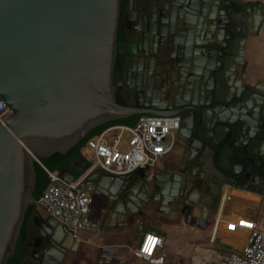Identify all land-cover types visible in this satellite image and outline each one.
Listing matches in <instances>:
<instances>
[{
	"label": "water",
	"instance_id": "95a60500",
	"mask_svg": "<svg viewBox=\"0 0 264 264\" xmlns=\"http://www.w3.org/2000/svg\"><path fill=\"white\" fill-rule=\"evenodd\" d=\"M121 4L122 0H0V98L11 110L4 125L0 124V264H8L15 254L23 230L29 237L34 234L36 222L43 242L65 253L76 252L71 238L79 239L56 218L38 208L26 217L36 202L35 163L41 165L56 153L66 155L109 122L135 115L173 117L159 111L157 102L163 99L147 93L143 88L148 86L138 81L153 70L152 64H165L164 59L174 53L191 58L184 70L178 68L182 78L176 84L211 88L215 102L220 100L227 109L225 116L215 113L216 126L210 136L201 129L194 131L201 146L187 162H198L213 183L222 178L223 184L252 190L264 185V106L257 113L253 104L237 95L241 109L236 112L216 97L219 88H240L238 78L229 72L235 64L244 63L247 38L264 32V4L187 0L182 17L170 7L177 4L175 0H127L125 9ZM119 29L126 32L122 48ZM119 54L121 69L116 67ZM245 88L260 87L246 84ZM119 89L122 93L133 89L134 95L122 94L126 103H120ZM86 166V159L79 155L59 175L72 183L81 178ZM149 170L111 175L97 169L81 180L80 188L98 196L96 186L116 188L127 181L123 196L161 197L165 203L180 205L179 195L159 188L153 178V183L149 181ZM181 174L184 182L197 184L190 174ZM190 201L183 203L189 206ZM186 209L187 221L205 229V213L192 215V207ZM122 229L119 226L115 232ZM114 240L103 236L98 251L119 264ZM25 256L22 264H27L30 249ZM47 262L46 258L39 261Z\"/></svg>",
	"mask_w": 264,
	"mask_h": 264
},
{
	"label": "crops",
	"instance_id": "0c3cea01",
	"mask_svg": "<svg viewBox=\"0 0 264 264\" xmlns=\"http://www.w3.org/2000/svg\"><path fill=\"white\" fill-rule=\"evenodd\" d=\"M245 1H259L264 4V0ZM244 66L245 72L241 77L242 82L251 86L260 85V88H264V32L259 36L247 38L244 45ZM121 98L123 99V97ZM184 154V148L179 147L173 154L148 172L151 183H153L151 180L153 178L159 188L167 187L169 193L179 195L180 205L165 203L161 197H156L157 201L152 206H144V203L134 194L129 195L131 198L123 196L127 181H121L116 188H111V185L107 184L106 186H96L95 191L99 195L93 196L94 203L91 207V218L102 222V233L80 232L78 242L71 238V241L76 243V252L67 251L65 253L59 247L43 242L37 231L39 222H36L34 224V234L30 237L24 230L26 252L27 249H30L27 264H40L39 261L45 258L48 259L47 264H116L98 251L102 246L103 236H109L111 239L115 238L113 241V243H116L115 256L116 259L122 261L119 264H147L140 260L136 254L130 252V248L137 245V242L140 243L147 232L155 233L163 238V251L167 256V260L172 264H203L201 263L204 260L202 254L207 249H211L220 256L224 255L223 258L239 251L248 234L245 231L235 229L234 226L239 225L244 218L258 220L264 215V190H259L260 188L264 189V185H259L257 187L259 189L256 188V190L224 185L222 187V197L226 194L231 199L224 203L221 198L218 206H213L210 201L212 190L209 187L212 181H210L211 178H207L209 174H205L204 168L199 165L194 169H189V165L183 162L182 157ZM179 170L181 173L190 174L191 180H194L197 184L184 182L183 174L179 173ZM198 185L199 188H197ZM192 188L195 193L196 191L200 193L198 197H195L196 202H198L196 210L204 212L206 215L208 222L205 229L192 226L187 221L185 214L181 212L184 206L183 202L187 198L192 199L189 196L190 194L195 195ZM200 189H202L201 192ZM233 195H239L241 201L234 202ZM193 214L195 213L193 212ZM217 219L219 225L213 241L212 237ZM119 226L123 227L122 231L115 232ZM133 228L136 230H133ZM228 236L236 238L242 236V241L241 243L235 242ZM29 242L31 243L30 247L28 246ZM237 243L241 246L240 249L238 248L239 250L228 248L237 247ZM224 244L228 247L225 248ZM223 250H226V252L224 253Z\"/></svg>",
	"mask_w": 264,
	"mask_h": 264
},
{
	"label": "built area",
	"instance_id": "2783aa9c",
	"mask_svg": "<svg viewBox=\"0 0 264 264\" xmlns=\"http://www.w3.org/2000/svg\"><path fill=\"white\" fill-rule=\"evenodd\" d=\"M11 110L0 98V124L10 115ZM178 118L175 116L143 115L134 125H112L90 139L87 150L91 152L90 161L78 180L67 183L59 172L50 171L43 164L50 179L49 185L36 200L37 208L46 215L53 216L78 238L82 231L99 234L102 222L91 218L94 197L80 188L83 178L97 169L111 175H129L139 168L154 169L166 159L176 145ZM117 133V134H115ZM112 134V136H109ZM223 201L231 198L224 194ZM38 208V209H39ZM212 240H215L219 220L215 222ZM235 229L247 232L248 236L239 251H235L222 261L213 264H264V215L258 220L244 218ZM164 240L161 236L147 232L137 250L130 252L147 264H172L167 260Z\"/></svg>",
	"mask_w": 264,
	"mask_h": 264
},
{
	"label": "flooded vegetation",
	"instance_id": "af4514ba",
	"mask_svg": "<svg viewBox=\"0 0 264 264\" xmlns=\"http://www.w3.org/2000/svg\"><path fill=\"white\" fill-rule=\"evenodd\" d=\"M177 1V4L172 5L170 4V7H175V10L177 11V17L185 14V11L183 10L182 6L185 5L187 0H175ZM127 0H122L121 8H126ZM223 10L225 11V7H223ZM227 11L229 10L226 9ZM123 31L122 29H119V31ZM125 32V31H123ZM126 36V32H125ZM125 40V39H124ZM123 40V41H124ZM123 41L119 40V34H118V43L122 48ZM166 62L165 64L161 62H157L155 65L152 64V71H147V73H144L142 77H140V80L138 81L142 86L148 88H143L147 93H151L156 95L157 97H161L163 100L161 102H157V105L161 107L159 110L161 113L165 114H173L175 117L178 118V130L176 132V145L173 150L177 148H184V155L182 157L184 164L189 165V169H194L198 167V162L188 163L190 159L189 156L192 155V151H195V149H198L201 146V143L195 139L194 131L201 129V131L207 135L210 136L212 134L213 127L215 125V113L224 115L226 113V108L223 107V104L219 100L218 102H215L214 97L212 96L211 88H183L179 87V85L176 84V81L182 78V74L179 73L178 68H182L183 70L187 67V65L191 62L190 57H186L184 55H177V53L171 54L168 58L164 59ZM233 65V61H231V66ZM123 66V56L119 54L117 58V69H121ZM218 65H216L217 67ZM235 70H231L229 73L234 75L237 80H239V86L240 88H237L236 86L234 88H219L218 93H216L217 99H221L223 101H226L229 104V107H231V110H234L236 112L240 111L241 105L236 100V96L240 95L241 97L244 96V99L247 103L253 104L252 107L257 111V113H260L261 107L264 106V88H245L244 82H242L241 77L245 70L244 63L242 65L235 64L234 66ZM219 71L224 75L226 74L224 71H222L219 68ZM242 73V74H241ZM134 75V74H133ZM229 77H226L228 79ZM134 77L131 79V86L134 87L136 85V81H134ZM133 82L135 84L133 85ZM169 83V84H167ZM256 85V84H255ZM162 86L163 88H156ZM248 87V86H247ZM260 87V85H259ZM135 90L125 91L122 93V90L119 89L117 92L118 98H120L123 102V104L126 103V100L121 98L122 94L129 93L130 95H134ZM125 102V103H124ZM259 111V112H258ZM230 112V110H229ZM143 116V115H141ZM232 117H236L234 114L231 113ZM187 146H190L189 149L186 148ZM190 150V152H188ZM173 152L171 154H173ZM170 154V155H171ZM169 155V156H170ZM213 156V155H212ZM212 181V179H210ZM211 196L210 201L213 203V206H218L219 202L222 198V187L223 179H219L218 183H211ZM199 188V185L198 187ZM202 189H200L201 192ZM263 191L264 189H259ZM200 193L196 191L194 197L188 198L190 199V205H184L181 209V212L185 214L186 219L187 215L186 212L188 210L186 208H191V214L194 213L202 214L201 211L196 210V205L198 202H196L195 197H198ZM127 198H131L130 196ZM194 198V199H193ZM142 203H144V206H152V204L157 201L156 197L150 196L146 197V199H140ZM200 201V199H199ZM157 205V204H156ZM191 206V207H190Z\"/></svg>",
	"mask_w": 264,
	"mask_h": 264
},
{
	"label": "trees",
	"instance_id": "16d2710c",
	"mask_svg": "<svg viewBox=\"0 0 264 264\" xmlns=\"http://www.w3.org/2000/svg\"><path fill=\"white\" fill-rule=\"evenodd\" d=\"M125 39V32L119 31V40L123 41ZM118 102L123 103L120 98H118ZM141 115H135L123 120L112 121L107 124L100 126L99 128L92 131L88 136L83 138L76 146L71 148L66 155H62L59 153L54 154L52 157L48 159H43L42 164L49 169L50 171L61 172L69 167V163L75 159L77 156L82 155L85 157V153L87 151V144L88 141L95 136H97L100 132H102L105 128L112 126V125H134L139 120ZM90 164V161L87 162V165ZM35 169L37 174L36 180V191L34 192L35 200H37L46 187L50 183V179L48 177L47 172L44 168L35 163ZM37 209V205L35 203L31 204L27 210L26 217L29 218L34 211ZM26 255V242L24 237V230L19 239L15 254L11 256L8 261V264H22Z\"/></svg>",
	"mask_w": 264,
	"mask_h": 264
},
{
	"label": "rangeland",
	"instance_id": "374dc122",
	"mask_svg": "<svg viewBox=\"0 0 264 264\" xmlns=\"http://www.w3.org/2000/svg\"><path fill=\"white\" fill-rule=\"evenodd\" d=\"M115 134H117V133H115ZM109 136H112V134H110ZM90 155H91V152H90L89 150H87L86 153H85V157H86L87 159H89ZM233 200H234V202H235V201H238V202L241 201L239 195H233ZM38 208H39V207H38ZM39 210L42 211L41 208H39ZM133 230H136V229L133 228ZM141 231H142V230H141ZM144 231H145V230H144ZM244 234H245V233H244ZM228 237L232 238L233 241L238 242V243H239V242L241 243V241H242V239H241L242 236H241V238H236V237H232V236H228ZM224 239H225V238H224ZM238 243H237V247L240 249L241 246H239ZM138 244H139V242H137V245H134V246H133V248H134L135 250H137V248H138ZM226 244H227V242H226ZM234 246H236V245H234ZM223 252L225 253L226 250H223ZM223 256H224V255H223ZM223 256L218 255L217 253L213 252L211 249H207V250L202 254V257H203L204 260H203L201 263H203V264H213L214 261H215V262H216V261H218V262H219V261H222V260H223ZM216 259H217V260H216Z\"/></svg>",
	"mask_w": 264,
	"mask_h": 264
}]
</instances>
